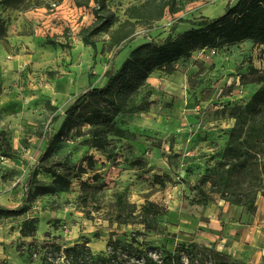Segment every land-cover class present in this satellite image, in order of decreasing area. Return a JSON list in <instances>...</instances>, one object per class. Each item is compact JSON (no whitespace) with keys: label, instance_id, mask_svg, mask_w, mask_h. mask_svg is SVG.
I'll list each match as a JSON object with an SVG mask.
<instances>
[{"label":"rangeland","instance_id":"rangeland-1","mask_svg":"<svg viewBox=\"0 0 264 264\" xmlns=\"http://www.w3.org/2000/svg\"><path fill=\"white\" fill-rule=\"evenodd\" d=\"M29 1L33 3L29 11H42L41 18L35 15L18 23L21 10L6 15L0 6L7 37L0 43V132H6L12 148L6 150L7 156L0 152V209L24 211L16 216L0 212V250L7 264L19 260L20 226L33 217L39 219V239L50 233L63 237L62 245L88 240L95 252L106 249L108 223L94 204L87 208L78 204L79 181L52 195L30 193L28 176L46 150V136L58 131L77 96L103 85L110 66L119 67L132 49L176 36L192 27L190 21L216 18L237 0L183 3L180 12L167 14L152 29L138 28L120 48L112 45L110 31L95 35L96 49L85 45L80 33L96 20L93 0L89 5L88 0ZM99 1L123 21L130 5L145 0ZM180 19L183 22L172 30ZM258 75H264V48L249 42L211 57L197 51L191 60L177 63L173 74L162 71L152 76L137 101L141 105L151 93L145 110L118 119L136 140L132 136L118 140L117 157L109 161L92 148L85 128L83 135L72 134L64 141L52 158L79 163L85 156L94 157L107 185L96 197L102 207L121 193L131 203L142 205L148 197L169 209L161 223L167 229L164 234L145 233L142 226H115L120 236L127 232L130 240L134 231L144 232L140 242L170 252L191 241L200 246L217 242L227 261L264 264V139L253 152L261 164L255 173H229L224 158L236 115L260 86L249 81ZM156 175L163 185L155 182ZM37 181L50 184L52 179L40 171ZM198 200L205 204H196Z\"/></svg>","mask_w":264,"mask_h":264},{"label":"trees","instance_id":"trees-1","mask_svg":"<svg viewBox=\"0 0 264 264\" xmlns=\"http://www.w3.org/2000/svg\"><path fill=\"white\" fill-rule=\"evenodd\" d=\"M62 3L64 0H53ZM91 0H88V5ZM92 8L95 22L83 29L81 40L85 45L96 49L92 39L101 32L110 31L112 45L122 47L133 39L138 28L152 29L167 14L175 15L182 9L183 3L199 0H145L130 5L125 11V19L119 21L115 13L105 3L93 0ZM29 0H0L3 9L29 11L32 7ZM82 6L81 4H79ZM24 6V8H22ZM2 9V10H3ZM181 19L172 25L176 30ZM192 27L169 37L163 42H145L132 49L128 57L117 67L112 64L101 86H93L80 93L68 107L58 131L46 136V150L41 154L37 164L28 176V189L35 195H52L65 191L74 180L80 183L78 204L87 208L93 204L95 210L102 212L103 220L108 223L109 233L106 249L95 252L90 241L79 240L70 244H60L63 237L45 235L37 238L39 219H25L20 226L21 240L16 246L21 258L33 264H239L227 261L217 249V242L198 245L191 241L188 245L179 244L174 252L164 247L155 246L148 241H139L145 233L167 232L161 226L169 209L148 197L144 204L137 205L126 201L121 193L114 195V200L105 206L98 205L96 197L107 187L101 180V173L92 156H85L79 163L69 160H54L52 155L72 134L81 136L89 128L88 144L105 155L110 161L117 157V141L136 140L135 135L123 129L118 119L133 111L145 110L151 93H147L141 105L138 99L149 87V79L157 72L173 74L175 66L181 61H188L192 55L205 49L222 50L244 42L264 46V0H237L225 12L213 19L202 17L190 21ZM116 26L115 29L112 28ZM5 20L0 15V43H6ZM118 53V52H117ZM116 53V54H117ZM255 72V71H254ZM244 77L243 75L241 78ZM250 83L259 84L245 107L236 115L235 125L230 131L225 148L224 158L228 159L227 172L245 170L249 173L260 170V161L253 154L256 146H261L264 139V75H258ZM244 134V135H243ZM260 142V143H259ZM12 151L6 132H0V152L7 156ZM255 158V159H253ZM264 164V163H263ZM41 172L51 177L50 184H40L37 176ZM84 176H88L84 180ZM204 177L200 181H204ZM155 182L163 185L161 176H155ZM198 205L205 204L198 200ZM3 215H19L23 209L4 210ZM122 226H142L144 232H124L119 235ZM221 231V234L223 233ZM96 237H100L96 233ZM63 243V242H62ZM0 264H7L1 262ZM245 264V263H241Z\"/></svg>","mask_w":264,"mask_h":264},{"label":"crops","instance_id":"crops-1","mask_svg":"<svg viewBox=\"0 0 264 264\" xmlns=\"http://www.w3.org/2000/svg\"><path fill=\"white\" fill-rule=\"evenodd\" d=\"M11 10H14V11H16L15 9H12V8H9V9H3L2 10V13H4V14H8ZM18 12V16H17V18L19 19V21H16V22H20V20L21 19H25V18H35L34 16L36 15L37 17L39 16V18H41V16H43L42 15V11H40V12H35L34 10H32V11H25V12H23V11H17ZM189 29V28H188ZM187 30V29H186ZM185 31V30H184ZM183 32V31H182ZM249 42V41H248ZM244 43H247V42H244ZM249 43H251V44H253V45H255L254 43H252V42H249ZM241 44H243V43H241ZM241 44H238V45H235V46H239V45H241ZM256 46H258V47H260V48H264V46H259V45H256ZM230 47H232V46H230ZM227 48V47H226ZM191 60V59H190ZM155 75V74H154ZM152 78V77H151ZM150 78V79H151ZM150 79H149V81L148 82H150ZM70 244V243H69ZM6 258V256L4 255V251L3 250H0V261L1 262H5V263H7V260L5 259ZM22 259H24V258H19V260L17 259L16 260V263H14V264H25L24 263V261L22 260ZM25 260V259H24ZM28 264H30V263H28ZM33 264H36V263H33Z\"/></svg>","mask_w":264,"mask_h":264},{"label":"built area","instance_id":"built-area-1","mask_svg":"<svg viewBox=\"0 0 264 264\" xmlns=\"http://www.w3.org/2000/svg\"><path fill=\"white\" fill-rule=\"evenodd\" d=\"M53 7L57 8L58 5L57 4H53ZM199 52H201L202 54L205 53L207 57H211V56L216 55L218 50H216V49H205V50H201Z\"/></svg>","mask_w":264,"mask_h":264}]
</instances>
